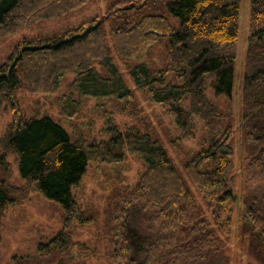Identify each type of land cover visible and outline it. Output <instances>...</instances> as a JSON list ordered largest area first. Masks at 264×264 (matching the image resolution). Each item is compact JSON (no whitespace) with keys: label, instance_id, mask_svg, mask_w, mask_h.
I'll return each instance as SVG.
<instances>
[{"label":"trees","instance_id":"obj_1","mask_svg":"<svg viewBox=\"0 0 264 264\" xmlns=\"http://www.w3.org/2000/svg\"><path fill=\"white\" fill-rule=\"evenodd\" d=\"M91 1L0 0V37L67 15ZM240 8L241 0H116L105 16L111 45L98 18L53 37L19 42L0 65V115L5 106L13 114L0 135V218L5 209L25 203L31 192L40 191L63 205L65 217L63 228L40 243L38 253L63 255L57 264L94 257L95 247L74 239V224H89L93 218L73 190L90 164L118 166L132 155L141 160L142 170L112 213L114 262L132 264L126 223L130 207H138L160 227V235L146 249L147 259L153 255L154 264H228L226 245L157 137L136 126L119 129L108 124V139L72 140L48 115L25 117L17 89L23 83L33 94L56 93L67 75L73 74L69 92L57 98L61 117L72 122L91 99L134 100L111 46L120 58L137 61L129 68L135 88L175 116L182 130L178 141L187 137L198 142L183 171L210 209L218 230L229 239L235 197L228 182L234 169L231 142L236 129L260 143L257 165H264V0H251L237 113L229 107L235 90ZM159 10L170 11L180 24L174 26ZM219 98L226 99V109L216 102ZM197 122L202 124L200 137L194 131ZM11 155L16 156L22 185L12 182ZM247 199L239 213V237L248 241L253 260L264 264V196L256 203Z\"/></svg>","mask_w":264,"mask_h":264},{"label":"rangeland","instance_id":"obj_2","mask_svg":"<svg viewBox=\"0 0 264 264\" xmlns=\"http://www.w3.org/2000/svg\"><path fill=\"white\" fill-rule=\"evenodd\" d=\"M114 1L116 0H92L67 15L44 19L24 30L0 37V65L7 60L16 45L23 39L53 37L93 18L103 21L110 44L109 21L105 16L108 5ZM250 8L251 0H241L240 37L235 46L237 56L235 90L233 99L229 103L233 113H237L239 108L238 95L243 81ZM159 11L165 14L174 26L180 24V19L170 11ZM162 48L164 49L163 45L159 46V50ZM111 54L128 86L133 90L134 100L131 103L110 99L101 101L91 99L78 118L73 119L72 122L65 120L60 115L57 98L60 94L69 92L67 85L73 78V74H69L59 90L51 94H33L21 83L17 89V96L23 115L25 117L48 115L70 134L72 140L82 137L89 141L108 139L110 135V131L107 130L108 124H115L119 129L136 126L141 131L150 132L165 146L169 157L187 180L199 207L226 245L228 264H258L248 253V241H242L239 237L238 223L240 209L244 206L243 201L250 198L256 203L264 196V165H257L261 159L258 151L260 143L247 139L240 130L236 129L231 142L235 149L234 169L228 182V187L235 197L234 229L231 238L227 239L212 221L210 209L183 171L184 161L191 156L192 151L199 148L198 142L187 137L178 141L177 138L181 136L182 130L178 127L175 116L167 112L164 107L151 103L144 93L135 88L129 68L137 61L120 58L112 46ZM155 58L160 60V56L159 58L154 56ZM145 61L148 62V59ZM161 65L162 63L157 64V67ZM216 102L225 109L228 106L225 98L216 99ZM12 120L11 110L9 106H5L0 115V135ZM197 123V129L194 131L200 137L202 124ZM74 128L76 133H73ZM8 160L13 170L12 182L22 185L24 180L16 156L11 155ZM141 170V160L132 155H128L126 161L118 166L90 164L81 184L73 190V193L85 213L93 219L89 224L75 223L72 231L75 240L87 242L97 249L98 254L69 264H116L111 258L114 248L112 213L121 197L132 189ZM129 212L125 236L131 247V262L132 264H154L151 259L153 255L149 260L147 259L146 249L148 250V243L160 235V227L154 223L150 214L140 211L138 207H130ZM64 217L63 205L56 200L48 199L40 191L31 192L25 203L5 209L0 218V264H57L63 255L53 251L40 254L38 245L46 243L63 228Z\"/></svg>","mask_w":264,"mask_h":264},{"label":"water","instance_id":"obj_3","mask_svg":"<svg viewBox=\"0 0 264 264\" xmlns=\"http://www.w3.org/2000/svg\"><path fill=\"white\" fill-rule=\"evenodd\" d=\"M86 30H87V29H86ZM86 30H84L82 33L78 34L77 36L83 35V34L86 32ZM72 38H73V37H71L70 39H72ZM60 43H62V41H60L59 44H60Z\"/></svg>","mask_w":264,"mask_h":264}]
</instances>
